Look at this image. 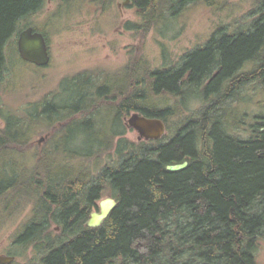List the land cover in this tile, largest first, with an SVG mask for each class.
Returning <instances> with one entry per match:
<instances>
[{
    "label": "trees",
    "instance_id": "trees-1",
    "mask_svg": "<svg viewBox=\"0 0 264 264\" xmlns=\"http://www.w3.org/2000/svg\"><path fill=\"white\" fill-rule=\"evenodd\" d=\"M254 1L255 19L247 31L217 34L175 66L153 70L136 58L124 71L105 75L104 82L99 73L83 72L62 93L51 92L20 110H2L0 216L27 206L33 211L17 244L46 249L45 264H259L264 122L243 138L230 131L231 122L224 118L231 107H222L233 89L219 93L221 104L211 103L220 82L245 62L256 63L255 69L233 85L252 77L264 82V0ZM197 2L210 0H132L143 20L134 27L147 33ZM45 4L0 0V72L8 42ZM216 66L218 74L199 91L210 106L173 126L170 119L179 115L181 103ZM162 97L176 99L179 107H159L154 100ZM103 110L110 112L109 120L101 116ZM133 112L162 119L169 139L126 138L123 118ZM39 134H45V147L35 146ZM184 162L188 165L181 171L167 169ZM72 170H80L78 179ZM109 193L117 207L103 226L86 227ZM59 227L71 238L62 242Z\"/></svg>",
    "mask_w": 264,
    "mask_h": 264
},
{
    "label": "rangeland",
    "instance_id": "rangeland-1",
    "mask_svg": "<svg viewBox=\"0 0 264 264\" xmlns=\"http://www.w3.org/2000/svg\"><path fill=\"white\" fill-rule=\"evenodd\" d=\"M127 1L74 0L66 3L46 0L41 12L29 22L20 24V32L7 44L6 65L0 72V129L5 126L2 110H20L51 92L62 93L68 82L80 73H99L102 75L100 81H103L105 75L124 71L136 58L137 61H146L147 67L153 70L175 66L186 53L203 46L220 28L232 33L247 31L257 9L254 0L191 3L178 17L146 33L135 29L134 25L142 24L143 20L132 0L125 5ZM27 23L36 25L47 38L52 60L46 67L27 63L19 54V35L21 30L26 29ZM73 90L79 89L76 87ZM194 90L180 107L176 99L168 97L155 99L154 102L159 107H179V115L170 119L174 126L206 107L200 89ZM68 96L65 94L63 100H67ZM222 108H228L224 112L225 120L239 123L237 129L230 131L243 138L250 137L253 126L264 122V82H257L254 90H242L235 102L229 100ZM101 116L105 121L109 120L110 112L103 110ZM123 124L126 125L124 119ZM44 136L39 134L34 138L36 147L46 146V141L40 142ZM138 136L135 130L127 127L126 138L138 141ZM166 136L169 139L170 133ZM93 171L97 175L98 171ZM109 196L110 193L103 199ZM258 208L264 209V204H259ZM32 215V207L27 206L13 216H0V256H16L14 264L40 262L47 254V250L37 244L16 243L22 227L30 222ZM57 236L61 239L65 237L61 233ZM257 260L259 264H264V241H261L257 251Z\"/></svg>",
    "mask_w": 264,
    "mask_h": 264
},
{
    "label": "water",
    "instance_id": "water-1",
    "mask_svg": "<svg viewBox=\"0 0 264 264\" xmlns=\"http://www.w3.org/2000/svg\"><path fill=\"white\" fill-rule=\"evenodd\" d=\"M129 1L124 4L126 5ZM18 50L25 62L34 64L37 67H46L52 60L46 36L43 32L37 31L33 27L21 31L18 39ZM126 126L139 134L138 141H158L167 135V126L162 119L149 118L140 112H133L126 119ZM42 141H45V137L40 139V142ZM187 165L188 162H184L170 165L167 169L171 172H178L185 169ZM117 205L118 202L111 196L101 200L99 211H94L91 214L87 226L90 228L103 226ZM13 261L14 257L0 256V264H11Z\"/></svg>",
    "mask_w": 264,
    "mask_h": 264
},
{
    "label": "flooded vegetation",
    "instance_id": "flooded-vegetation-1",
    "mask_svg": "<svg viewBox=\"0 0 264 264\" xmlns=\"http://www.w3.org/2000/svg\"><path fill=\"white\" fill-rule=\"evenodd\" d=\"M219 35L220 37H222L223 35H228V36H230V35H234V34H239V33H232V32H230V31H228L227 29H225V28H220V29H218L213 35H212V37L213 36H215V35ZM211 37V38H212ZM210 38V39H211ZM209 39V40H210ZM208 40V41H209ZM207 41V42H208ZM206 42V43H207ZM255 67H256V63H254L253 61H249V62H245L244 64H243V66L241 67V68H239L238 70H236L233 74H232V76L231 77H227V78H224L221 82H220V85H219V87H218V89H217V94H215V95H213V98L212 99H214L211 103H216V105H219V104H221L222 102H223V98H220V96H219V93L222 95L223 93H225L226 91H229V90H231V89H233V93H232V101L233 102H235L237 99H238V95L241 93V91L242 90H245V89H249V90H251V89H255L256 88V83L258 82L257 80H256V78L255 77H252V78H250L249 79V81H247V82H244L243 83V85L241 86V85H239V86H234L233 84H234V82H235V80L237 79V78H239L240 76H242V75H244V74H246V73H251L254 69H255ZM218 72H219V66H216L215 67V69L205 78V80L202 82V84L199 86V87H197L196 88V90L198 89H200V91L201 90H203L204 88H206L208 85H209V83H210V81L211 80H213L214 79V77L218 74ZM202 88V89H201ZM193 91H195V90H193ZM210 97V96H209ZM205 102V104H206V107H208V106H210V104H209V100L208 99H206V101H204ZM219 102H221V103H219ZM128 117H124L123 119L126 121V119H127ZM47 137V136H46ZM45 142V141H44ZM72 174L74 175V178L75 179H78L79 178V176H80V170H72ZM96 211V210H95ZM94 212V211H93ZM92 212V213H93ZM91 213V214H92ZM91 214H90V217H89V219L91 218ZM62 233L63 234V232L61 231V228L59 227V228H57V230H56V233ZM70 235H68L67 234V236H65L61 241L63 242V241H65V239H67V237H69ZM70 238H71V236H70ZM20 245H25V243H20ZM5 256H7V257H14V261L11 263V264H14L17 260H16V256H12V255H5ZM28 264H45V263H42L41 261L40 262H31V263H28Z\"/></svg>",
    "mask_w": 264,
    "mask_h": 264
},
{
    "label": "bare ground",
    "instance_id": "bare-ground-1",
    "mask_svg": "<svg viewBox=\"0 0 264 264\" xmlns=\"http://www.w3.org/2000/svg\"><path fill=\"white\" fill-rule=\"evenodd\" d=\"M29 27H33V28L35 29L34 26H28L27 28H29ZM114 115L117 116V115H118V112H114ZM245 116H246V115H245ZM238 124H239V123H234V122L231 123V124H230V125H231V128H230V129H234V128L237 129L236 125H238ZM121 131H122V128L117 126V129H116V132H115V133H118V134H119V133H121ZM118 134H117V135H118ZM96 211H97V210H96ZM98 211H99V210H98ZM88 221H89V218H87L86 221H85V226H86V227H88V226H87Z\"/></svg>",
    "mask_w": 264,
    "mask_h": 264
}]
</instances>
